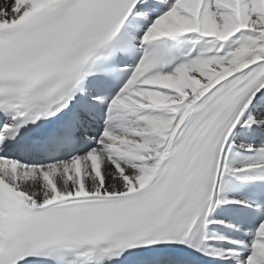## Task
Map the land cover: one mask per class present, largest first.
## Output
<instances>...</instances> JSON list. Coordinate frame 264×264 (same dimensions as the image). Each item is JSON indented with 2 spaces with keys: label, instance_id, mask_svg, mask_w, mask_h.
I'll use <instances>...</instances> for the list:
<instances>
[{
  "label": "snow or ice",
  "instance_id": "obj_1",
  "mask_svg": "<svg viewBox=\"0 0 264 264\" xmlns=\"http://www.w3.org/2000/svg\"><path fill=\"white\" fill-rule=\"evenodd\" d=\"M0 264H264V0H0Z\"/></svg>",
  "mask_w": 264,
  "mask_h": 264
}]
</instances>
